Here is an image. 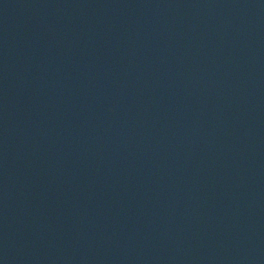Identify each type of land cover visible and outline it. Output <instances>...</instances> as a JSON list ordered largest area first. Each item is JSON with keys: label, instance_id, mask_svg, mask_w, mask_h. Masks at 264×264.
<instances>
[{"label": "water", "instance_id": "water-1", "mask_svg": "<svg viewBox=\"0 0 264 264\" xmlns=\"http://www.w3.org/2000/svg\"><path fill=\"white\" fill-rule=\"evenodd\" d=\"M0 264H264V0H0Z\"/></svg>", "mask_w": 264, "mask_h": 264}]
</instances>
